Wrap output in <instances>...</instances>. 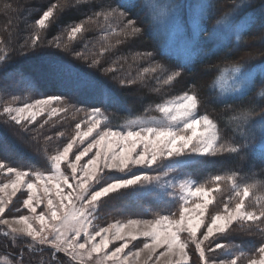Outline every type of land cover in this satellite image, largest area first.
Listing matches in <instances>:
<instances>
[{
  "label": "snow or ice",
  "instance_id": "obj_1",
  "mask_svg": "<svg viewBox=\"0 0 264 264\" xmlns=\"http://www.w3.org/2000/svg\"><path fill=\"white\" fill-rule=\"evenodd\" d=\"M79 0H64V4H53L43 11L42 16L35 21V27L32 35L22 50H36L40 47L61 48L59 38H54L45 44L42 31L52 23L55 11L61 10L63 7ZM11 8L10 5L6 6ZM215 9L221 13L220 19L209 34L210 39L217 36H223L227 41L229 37L235 33L237 39L241 34L246 33L254 27L257 20L264 24V0H261L258 6L249 3H236L233 5L220 4L218 7L212 3V0H194L192 5L193 17H199L201 20L208 10ZM99 19L103 17L107 19H116L123 25L121 35L124 42L128 39L142 36L145 29L142 25H138L136 19L128 15V10L119 5H113L108 0L101 6L100 11H95L88 20L93 18ZM126 21V23H125ZM175 23V8L169 6L167 11L158 12L152 17V25L158 27L160 23ZM84 29V23L74 24L67 31L69 38L75 37ZM208 29L199 27L194 31L192 38L187 41L191 44L195 51L199 44L200 37L203 36ZM66 47V46H65ZM25 54H27L25 52ZM156 53L153 51H144L135 53L137 60H147L154 62ZM76 58L87 60L83 52L76 53ZM4 57L0 56V61ZM119 61H117V64ZM100 64L99 59L92 58L89 67L96 68ZM182 65L176 67H167L158 62L152 67L153 73L166 74L163 79L164 84H169L182 77V71L178 70ZM59 70V69H56ZM106 72H116L117 68L105 69ZM147 71V69H146ZM234 85L237 96H246L257 77L264 82V58L258 62L245 61L234 67L232 70ZM159 79V78H158ZM25 83L31 87V80ZM82 86L85 88L96 87L94 82L83 80ZM121 87H127L134 83L133 80L121 77L119 80ZM64 97L50 95L45 98L36 99L33 103L25 102L22 107L5 106L3 114L16 125L21 131L29 132L31 125L36 121L37 117L44 114L47 110L50 114L58 111H67L66 107L57 108L54 105H63ZM200 100L196 92L186 91L183 95L177 96L175 99L159 105V111L162 112L168 120L164 124H145L139 130L112 131L105 126L104 130L97 131L101 127L98 116L101 115V109L93 107L86 113L87 130L81 131L80 123L76 124L75 135L56 154L51 156L52 168L55 170L48 175L43 172L21 171L13 167H9L6 163L0 162V170H5L9 174V182L0 185V193H4L7 189H11V194L15 195L26 183L27 198L22 201L23 207L31 213L37 212V205L47 200V213L41 211L35 215L33 220L38 222L40 227L37 229L30 223L28 215H20L15 220V224L21 225L16 227L9 224L7 219H0V224L8 225L13 235V241L16 235L30 238L33 242L28 245V252L35 251V244L51 243L53 251L49 254L47 260H41L40 264H65L64 261L57 258L58 252H64L66 255L75 260L77 255L83 251H87L89 255L92 253L103 254L105 260L110 264H126L127 256L121 259V253L128 247L125 242L121 246L116 247L114 251H105L110 243L109 233L111 228H116L114 239L125 240L121 228L110 225L108 228H102L90 232L87 230L89 216L96 212L97 205L101 198L108 197L110 194L118 193L123 190L137 189L154 183L160 182L159 175L151 176L147 172L132 175L129 178L113 181L95 189L94 185L99 182L100 177L105 170H117L125 173L132 167L143 169H153L154 166L160 164L161 161H175L178 165H184L188 161L181 158H200L204 156L216 155L221 152L230 153H248L250 157L257 158L264 163V100L257 103L253 97L249 101L247 110L238 119L239 124L237 132L239 139L231 146L225 148L221 142L219 129L216 123L208 114L201 115L198 110ZM48 121H44L47 123ZM262 125L259 131L257 124ZM42 128L43 125H40ZM96 133L92 141L87 147L75 154L74 161L69 162V154L73 150L74 144L79 141L83 143L86 138ZM61 136L63 133L60 134ZM52 140V137H46ZM96 149L86 163L81 164L79 169L77 165L88 155L92 149ZM140 149L139 151L137 149ZM67 162V167L71 169V176L61 172V163ZM15 176L14 179L11 175ZM26 177L28 178L26 180ZM222 177L217 175L215 180L221 181ZM72 181H75L73 184ZM251 185L245 184L241 190L240 186L235 187L236 202L232 206V198L230 197L223 203V208L215 213L208 214V222H205V215L209 200V191L196 187L191 191V196L202 197V203H194V207H188L187 201L181 205L179 210V219H169L163 216L156 221H143L144 224L150 225V230H145L140 234L151 240V243L145 242L144 249H151L155 252L157 248H164L166 252H160L157 256V264H159V256L167 253L178 252L180 260L178 264H187L189 253L186 249L189 247L188 240H181V233L186 232L190 238V242L194 245V253L197 255L198 264H238L240 256H233L230 259H221L218 254L229 247V245L220 242V238L225 236L231 226L235 222L243 227L245 224L256 226L264 231V204L260 205V210H249L246 206L245 199L249 196ZM65 189L68 191L66 192ZM40 190L43 197H40ZM55 194V200L52 194ZM75 194V199L73 198ZM146 194H151L146 193ZM68 201V204L65 203ZM79 202V208L75 207ZM8 201L0 196V214L5 212ZM71 205V209L69 208ZM54 221L53 231L50 235H43L47 227V222ZM139 221L130 220V225H136ZM204 229L201 231V229ZM85 236L84 242H79L78 238ZM71 231L73 238H68L66 232ZM102 233L104 235H102ZM199 233V236L197 235ZM7 236L8 233H5ZM132 240L137 239L136 235L129 233ZM101 237L99 243H93L96 237ZM207 242V244H205ZM41 253L43 250H40ZM259 259L249 258L247 264H264V242H261L256 249ZM139 255V252L136 253ZM17 264H25L24 249L20 250V256Z\"/></svg>",
  "mask_w": 264,
  "mask_h": 264
},
{
  "label": "trees",
  "instance_id": "obj_2",
  "mask_svg": "<svg viewBox=\"0 0 264 264\" xmlns=\"http://www.w3.org/2000/svg\"><path fill=\"white\" fill-rule=\"evenodd\" d=\"M244 1L254 6L261 2ZM104 2L82 0L75 6L71 4L55 11L52 23L42 31V35L45 44L57 37L66 40L61 43V48L46 46L22 50L43 11L53 4H64V1L0 0V56L4 57L0 61V103L17 99L36 100L50 95L62 96L65 100L63 105L69 111L100 108L108 125L116 127L135 119L157 117L159 105L186 91H194L200 100L199 113L208 114L214 120L225 148L233 145L239 139V120L233 118L243 115L253 97L257 103L264 100V82L257 77L246 96L227 99L219 96L216 84L223 73L239 64L245 61L258 62L264 58V24L257 20L254 27L241 34L239 40L232 35L220 46L214 47L212 43H207L189 59H182L163 48L150 22L144 0H108L128 10V15L144 27L142 36L118 43L124 40L121 31H110L103 35L109 45L100 50L91 49L93 42H84L81 37L65 38L72 25L82 23L93 12L100 11ZM239 2L212 0L217 7ZM8 5L11 8L7 7L3 11ZM220 16L221 13L215 9L205 12L201 22L208 33L214 29ZM149 50L156 53L154 62L135 58V53ZM80 52L88 59H77L76 53ZM92 58L99 59L98 67H89ZM156 62L167 67L182 65L178 69L182 71V77L164 84L166 74L152 72ZM113 67L117 68L116 72L105 71ZM121 77L131 79L134 83L121 87ZM29 79L31 87L25 83ZM83 80L94 82L96 87H83ZM40 125L31 126L29 132H23L9 119L0 116V162L21 171H46L49 141L46 137H52L53 140L61 133L65 136L67 128L65 123L53 130L44 126L41 128ZM261 127L259 123L256 125L258 131ZM170 173L197 185L215 180L219 175L230 181L233 187L239 185L242 189L245 184L251 185L250 189L264 198V163L250 157L248 153L225 151L205 156L182 166H173ZM105 204L117 212L125 208L129 217L142 219H148L156 213L172 215L177 211L175 203L155 200L153 195L131 197L123 192L112 195ZM230 242L240 250L241 255L255 258L259 255L256 249L264 242V233L238 236ZM4 247L8 248V245L4 244Z\"/></svg>",
  "mask_w": 264,
  "mask_h": 264
},
{
  "label": "rangeland",
  "instance_id": "obj_3",
  "mask_svg": "<svg viewBox=\"0 0 264 264\" xmlns=\"http://www.w3.org/2000/svg\"><path fill=\"white\" fill-rule=\"evenodd\" d=\"M61 1V0H60ZM64 1V0H62ZM82 1V0H79ZM89 1V0H87ZM244 2V0H240L239 3ZM145 6L147 7L150 22H152V17L156 15L158 12L167 11L169 6L175 8V23H160L158 27L153 26L155 34L158 40L161 42L163 48L167 50L172 55L180 57L182 59H189L194 53H197V50L203 45L207 43H212L214 47L220 46L226 41L223 36H217L216 38L210 39L209 33L206 32L203 36L200 37L199 44L197 45L195 51L191 44L187 43L192 36L194 31H196L199 27H203L202 20L199 17H193L192 14V5L194 0H144ZM61 4V3H60ZM72 6L77 5L76 2L71 3ZM69 4V5H71ZM234 4V3H233ZM236 4V3H235ZM6 11L7 7L4 8ZM84 29H82L81 33L76 34L75 37H81L84 39V42H93L92 49H103L109 45V42L103 38V35L106 33H110V31L119 30L122 31L123 25L119 20L116 19H107L105 20L103 17L96 19L95 17L92 20H84ZM126 23V22H125ZM113 34V33H112ZM234 37L236 36L233 33ZM232 35L229 37L231 38ZM106 36V35H105ZM65 38H69L66 36ZM64 38V39H65ZM107 38V37H106ZM60 43H64L62 38H59ZM229 40V39H228ZM99 43V44H98ZM99 45V46H98ZM46 48V46H45ZM233 73L232 71H227L223 73V77L217 82L216 88L219 92V96L222 99L234 98L238 97L234 85L232 84ZM35 100L29 99H17L12 101H3L0 103V116L5 119H9L6 115L3 114V108L5 106L11 107H22L25 102L33 103ZM171 101V100H170ZM1 102V101H0ZM168 102V101H167ZM166 103V102H165ZM164 104V103H163ZM58 109L64 107V105H54ZM88 111H58L57 113H49L47 110L44 114L37 117L36 121L31 126H37L39 124L48 128L49 130H53L60 125L65 123L67 128V135L65 136H57L53 140L47 142V155H46V171H37L43 172L45 175L54 172L55 170L52 168L51 156L56 154L58 149L62 150V147L66 145V143L75 135L76 133V124L80 123L81 131L87 130V124L85 123L87 117L86 113ZM157 117L154 118H140L135 119L130 122H126L120 126H109L108 120L101 113L98 116V119L101 122V127L97 129V131L104 130L105 126L107 129L112 131H124L128 130H139L145 124H164L168 123L165 115L159 111V107L156 109ZM10 120V119H9ZM48 121L44 123V121ZM64 127V126H63ZM96 133L94 132L91 137L85 139L83 143L77 141L73 146L72 152L69 154V162L74 161L75 154H78L79 150H82L84 147H87L88 143L92 141L93 137H95ZM140 150L139 148L137 149ZM96 149H92L91 152L88 153L87 156L82 158V160L77 165L78 169L81 164L87 162V160L94 155ZM205 157V156H204ZM203 158V157H200ZM198 158H181V160H187L188 163L196 160ZM185 165V164H184ZM173 166H178L175 161H161L160 164L154 166L153 169H143L138 167H132L125 171V173H121L117 170H105V173L100 177L99 182L94 185L95 189H99L107 183L121 180L124 178H129L132 175L141 174L142 172H147L148 175L156 176L159 175L161 177L160 182L154 183L151 185H147L144 187H137V189H129L123 190L118 193H124L127 196H147L153 195L155 200L159 201H167L171 203H175L177 205V211L172 215H163L160 213H156L151 215L148 219H142L138 217H129L125 213V208H122L119 212L116 210H111L108 208L105 201L109 199L112 195L110 194L108 197L101 198L100 203L97 205L96 212H94L91 216H89V223L87 226V230L93 232L94 230H99L102 228H108L110 225H115L117 228H121L122 234L125 236V240H117L114 239V233L116 228H111L107 235L109 236L110 243L108 245V249L105 251H114L116 247L121 246L123 243L127 242L128 247L124 249V252L121 253V259L123 260L125 255L127 256L126 264H157V256L160 252H166L164 248H157L155 252H152L151 249H144L143 244L145 242L151 243V240L147 237L142 236L140 233L145 230H150L151 226L144 224L143 221H156L161 219L163 216H168L169 219H179V210L181 205L187 201L188 207H194V203H202L203 198L191 196V191H194L196 187H202L209 191V200L211 201L208 205V209L205 215V222H208V214L215 213L218 210L223 208V203L227 201L230 197L232 198V206L235 205L236 196H235V187L231 185V182L222 179L217 182L216 180H212L206 184L197 185L193 181L180 179L178 177L172 176L170 173V168ZM31 175L34 171H28ZM61 172L65 175L71 176V169L67 167V162L61 163ZM11 178L14 179V174L11 175ZM28 178L26 177V180ZM9 182V174L5 170H0V185L3 183ZM74 184L75 181H72ZM242 190V189H241ZM67 192L68 190L65 189ZM27 187L26 183L21 185L20 190L15 194H11V189H7L4 193H0V196L4 198L5 201H8L5 212L0 214V219H7L9 224H12L16 227H21V225L15 224L16 218L20 215H28L30 223H33L35 228H39L40 225L38 222L33 220L35 215H38L41 211L47 213V200L44 199L43 203L37 205V212L31 213L26 208L23 207L22 201L27 198ZM40 197H43V192L40 190ZM52 198L55 200V194H52ZM73 198L75 199V194H73ZM68 204V201H65ZM246 206L249 210H256L257 212L260 210V205L264 204V198L255 193L253 190H249V196L245 199ZM79 202H76L75 207L79 208ZM71 205L69 208L71 209ZM50 216V213H47ZM135 220L140 223L136 225H130L129 221ZM54 221L47 222V227L45 229V233L43 235H50L53 231ZM264 228V226H261ZM204 229L202 228L201 231ZM5 233H8L6 236ZM136 235L137 239L132 240L129 235ZM264 233L260 228L256 226H251L245 224L243 227L236 224L235 222L231 226L229 232L220 238V242L229 245L228 248L223 250V252L219 255L221 259H230L233 256H240L238 264H247L249 257L243 256L240 253V250L232 243L230 240L235 237H244L252 234H260ZM13 235L11 233V229L8 225L0 224V264H17L20 256V250L24 249V258L25 264H40V261L47 260L51 251H53L51 247V243L47 244H35V251L29 253L28 245L32 244L30 238L23 237L20 235H16L15 241H13ZM102 235H104L102 233ZM199 236V233L197 234ZM66 236L68 238H73V233L71 231L66 232ZM85 236L83 235V230L81 232V236L78 238L79 242H84ZM101 237H96V240L93 243H99ZM181 240H188L189 247L186 251L189 253L187 264H198L197 255L194 253V245L190 242V238L186 232L181 233ZM8 245V248L4 247V244ZM207 244V242H205ZM5 251H4V250ZM8 249V251H7ZM43 250L41 253L40 250ZM139 252L137 256L136 253ZM259 255H256L255 258H258ZM57 258L64 261L65 264H110V261L104 259L103 254L92 253L91 255L85 250L77 255L75 260L71 259L64 252H58ZM252 258V257H251ZM259 259V258H258ZM180 260L178 252L167 253L164 256H159V264H178ZM183 264V262H181Z\"/></svg>",
  "mask_w": 264,
  "mask_h": 264
}]
</instances>
